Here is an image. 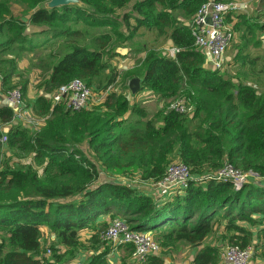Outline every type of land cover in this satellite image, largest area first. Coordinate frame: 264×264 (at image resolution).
<instances>
[{
	"label": "trees",
	"instance_id": "1",
	"mask_svg": "<svg viewBox=\"0 0 264 264\" xmlns=\"http://www.w3.org/2000/svg\"><path fill=\"white\" fill-rule=\"evenodd\" d=\"M50 1L0 0V88L25 96L29 80L20 63L26 56L46 70L35 85L41 95L28 104L41 120L37 128L14 121L12 109L0 105V264H70L81 251L90 253L87 264H108L115 249L99 234L114 219L151 233L161 253L178 245L197 249L191 264H219V248L205 244L215 233L220 245L252 246L264 261V67L245 50L249 34L261 43L264 12L228 17L245 41L235 54L243 81L234 82L206 65L185 22L209 1L248 0H78L81 5L47 9ZM113 37L153 39L133 102L107 93L80 111L55 104L52 92L73 79L94 91L109 89L116 72L104 57ZM167 46L177 50L174 56L158 51ZM108 69L112 76L102 78ZM142 92L154 98L139 101ZM182 95L191 100V115L167 109ZM160 102L161 110L145 106ZM175 162L189 169L191 180L172 195L144 194L99 171L134 170L152 184ZM225 163L256 178L238 189L215 179ZM44 229L55 238L48 248ZM116 250L119 263L137 264L131 245ZM161 253L145 264H166Z\"/></svg>",
	"mask_w": 264,
	"mask_h": 264
},
{
	"label": "built area",
	"instance_id": "2",
	"mask_svg": "<svg viewBox=\"0 0 264 264\" xmlns=\"http://www.w3.org/2000/svg\"><path fill=\"white\" fill-rule=\"evenodd\" d=\"M241 6L242 3L209 1L200 7L190 21L189 26L194 45L205 55L206 65L212 70L224 68V54L231 45L234 35V22H229L228 17L239 11ZM176 52L177 50L172 47L167 54L174 56ZM108 91L109 89L103 93L102 98L100 96L96 101H93L91 89L81 80L73 79L60 86L51 98L55 104L63 102L66 108L80 111L88 108L90 104L101 102ZM3 98L6 105L13 111L14 121H21L32 128L38 127L40 122L27 112L20 90H5ZM153 98L151 92H142L138 96V100L144 103ZM167 109L180 115H191L194 110L188 97L169 103ZM1 142H6L5 136L2 137ZM213 176L217 180L231 181L237 189L248 183L251 178H256L254 174L242 173L228 163H225ZM190 180L189 169L181 163H173L167 168L164 176L151 185L159 193L176 194L186 189ZM99 239L101 242L110 244L115 250L123 245H131L133 247L132 258L137 264H145L151 255L160 252V246L151 233L133 231L122 219L110 221L107 228L100 232ZM251 253L249 247H227L222 253V264H249Z\"/></svg>",
	"mask_w": 264,
	"mask_h": 264
},
{
	"label": "rangeland",
	"instance_id": "3",
	"mask_svg": "<svg viewBox=\"0 0 264 264\" xmlns=\"http://www.w3.org/2000/svg\"><path fill=\"white\" fill-rule=\"evenodd\" d=\"M235 3H242V6L239 9V11H237V14H244L246 18L250 16H254L259 12H264V0H248L245 2H235ZM54 4H55L54 0H51L45 5L47 9H50L51 6H53ZM71 4L81 5L78 0H72ZM19 11H21V9L14 7L15 14H19L20 13ZM190 21L185 22V25L186 26L187 24L189 25ZM231 21L235 22V18L231 17ZM95 32H99V31L97 30ZM242 32H244L243 29H241L240 32H237V31L234 32L233 41L231 45L229 46L228 50L225 52L224 58H223L224 68L221 72L223 73L224 76L230 78L234 82L243 81L242 74H241L242 69H238V65H240V63L242 62L240 61L241 58L238 57L235 59L236 57L235 54L238 51H240V48L245 44V41L240 38V34ZM257 38H258V35L255 36V34H249V41L247 42V48H245V50L251 56H254V55L259 56V60L263 61V63L260 64V68H261V67H264V52L261 51L260 46L261 44L264 43L263 41L264 37L261 39L260 44L255 45V41L257 40ZM80 39H82V42L84 41V38H80ZM152 42H153V39L151 38H143V39L141 38L131 43H121L119 41H116L115 38L113 37L111 45L110 46L108 45L106 48L107 50H109V52L104 57L105 61L108 60L110 67L115 69V72H116L115 82H113L112 84L106 87V88H109V91H108L109 94H112V93H118V95L122 94L127 98L130 104L133 102V99L136 94V89H138L139 87V80L137 78L141 76V68L143 65L142 60L145 59L148 49H153V47L150 46ZM249 47H252V48H249ZM156 48L158 49L159 47L156 46ZM160 49L158 51L162 53L167 54L169 52V49H167V47H164V48L162 47ZM114 50H117L118 52H120L118 57L115 56L117 54L114 53ZM134 50H141V51L135 52ZM27 58L28 56L24 57L20 63V68L23 69V71H21L23 72V78L29 80V88L24 96V101H25L26 106L28 104H32L35 101L36 97L41 95L40 92L42 91H37L35 89V85L38 84L39 81L42 79L41 75L46 73L45 69L37 67L36 64L32 66L31 65L32 63H30V61ZM205 63H206V60H205ZM232 63L233 65L230 66L229 64H232ZM106 75L109 77L112 76L110 69L102 73V78H104ZM3 91L4 90L0 89V95L2 96L4 93ZM55 92L56 90L53 91L52 93L54 94ZM91 92L93 96V101H96L100 96L102 98L103 93H104V92H99V90L94 91V89L93 90L91 89ZM48 96L50 97L51 95H48ZM106 96L103 99H101V102L104 101ZM185 97H186L185 95H182V96H179L178 99L185 98ZM175 100H177V98ZM145 106L151 110L153 108H155L156 110L157 109L161 110L163 107V104H161L160 102V104H150V105H145ZM190 118L191 117L189 116L187 117V119H190ZM39 122H41V120H39ZM191 123L192 124L190 125V128L192 127L194 128L199 123V121L196 120ZM99 171H100V175L102 178L108 181L116 182V183L127 184L131 187L137 188V190L143 192L144 194L152 195V191H155V190H152L153 187L150 184V182L140 180L139 175L136 174L134 170H132L130 173L123 174L118 171H104L102 168L99 167ZM255 182H259V181H255ZM167 194L172 195L171 193H167ZM165 196H168V195H165ZM154 197L160 198L156 195H154ZM44 232H45L44 246L48 248V246H51V244L55 241V238L49 232L48 229H44ZM218 235L219 233H215L214 235H212L210 238H208L205 244H208L212 247H218L219 253H220V260H221L222 251L225 250L227 246L220 245L219 240H218ZM84 238L85 236H82V239ZM249 248H251V251H252L251 260L249 264H264L263 260H260L258 257L254 255L255 253L253 252L252 246H250ZM196 251L197 249L189 248L183 245H178L174 249L169 250L165 253L163 252L161 253V249H160V253L163 256L166 264H191V259ZM115 252H117L116 257L114 259L110 258L108 260V264H121L119 263V260H117L120 258V255H119L120 252L119 250H114L113 254ZM46 256L48 258L52 257V251L50 249L46 250ZM89 257H90V253H88L87 251H81L78 254V256L70 264H77L78 262L80 264H87ZM219 264H222V260L219 262Z\"/></svg>",
	"mask_w": 264,
	"mask_h": 264
},
{
	"label": "crops",
	"instance_id": "4",
	"mask_svg": "<svg viewBox=\"0 0 264 264\" xmlns=\"http://www.w3.org/2000/svg\"><path fill=\"white\" fill-rule=\"evenodd\" d=\"M235 23V22H234ZM234 23H233V26H234ZM255 34V33H254ZM255 36H256V34H255ZM264 37V34L261 36V38H263ZM170 48H172L171 46H167V49H170ZM249 48H252V47H249ZM120 54V53H119ZM233 60H234V58H233ZM230 66H232L233 65V63L232 64H229ZM1 89V88H0ZM140 89V87H138V89H136V92H137V90H139ZM40 93H42V92H40ZM0 105H5V106H7L6 105V102H5V99L3 98V96L2 95H0ZM26 105V104H25ZM26 110H27V112L33 117V114H32V112H31V110H30V108L28 107V105L26 106ZM6 128V127H5ZM5 128H4V130H5ZM152 190H155L154 188H152ZM157 191L155 190V191H152V194H154V193H156ZM88 236L87 235H85V238H87ZM116 255H117V252H115L114 254L112 253L111 255H109L108 256V260L111 258V259H114L115 257H116Z\"/></svg>",
	"mask_w": 264,
	"mask_h": 264
},
{
	"label": "water",
	"instance_id": "5",
	"mask_svg": "<svg viewBox=\"0 0 264 264\" xmlns=\"http://www.w3.org/2000/svg\"><path fill=\"white\" fill-rule=\"evenodd\" d=\"M72 0H54V5L51 6V8H55V7H62V6H67L71 4Z\"/></svg>",
	"mask_w": 264,
	"mask_h": 264
}]
</instances>
